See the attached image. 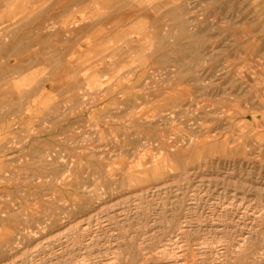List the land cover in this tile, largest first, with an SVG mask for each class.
I'll use <instances>...</instances> for the list:
<instances>
[{"label":"rangeland","instance_id":"rangeland-1","mask_svg":"<svg viewBox=\"0 0 264 264\" xmlns=\"http://www.w3.org/2000/svg\"><path fill=\"white\" fill-rule=\"evenodd\" d=\"M10 1L0 264H264V0Z\"/></svg>","mask_w":264,"mask_h":264},{"label":"crops","instance_id":"crops-1","mask_svg":"<svg viewBox=\"0 0 264 264\" xmlns=\"http://www.w3.org/2000/svg\"><path fill=\"white\" fill-rule=\"evenodd\" d=\"M13 5H19V3L10 0H0V22H8L9 20H12L8 6H13ZM21 19L18 18L17 21ZM1 31H3V29ZM0 49H3V47Z\"/></svg>","mask_w":264,"mask_h":264},{"label":"bare ground","instance_id":"bare-ground-1","mask_svg":"<svg viewBox=\"0 0 264 264\" xmlns=\"http://www.w3.org/2000/svg\"><path fill=\"white\" fill-rule=\"evenodd\" d=\"M189 14V13H188ZM89 22V21H88ZM53 32V31H52Z\"/></svg>","mask_w":264,"mask_h":264}]
</instances>
